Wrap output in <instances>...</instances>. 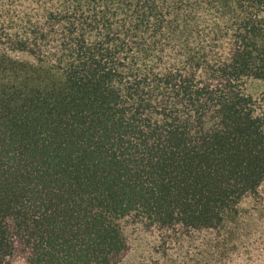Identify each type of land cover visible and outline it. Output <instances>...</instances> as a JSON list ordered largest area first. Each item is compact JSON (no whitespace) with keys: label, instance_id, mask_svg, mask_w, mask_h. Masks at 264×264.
Segmentation results:
<instances>
[{"label":"trees","instance_id":"obj_1","mask_svg":"<svg viewBox=\"0 0 264 264\" xmlns=\"http://www.w3.org/2000/svg\"><path fill=\"white\" fill-rule=\"evenodd\" d=\"M0 264H264V0H0Z\"/></svg>","mask_w":264,"mask_h":264}]
</instances>
